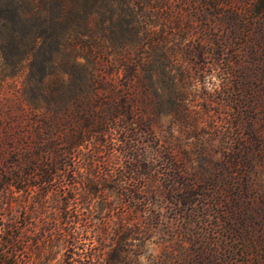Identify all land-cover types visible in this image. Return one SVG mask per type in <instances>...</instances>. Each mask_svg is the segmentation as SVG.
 I'll return each mask as SVG.
<instances>
[{
    "label": "trees",
    "instance_id": "1",
    "mask_svg": "<svg viewBox=\"0 0 264 264\" xmlns=\"http://www.w3.org/2000/svg\"><path fill=\"white\" fill-rule=\"evenodd\" d=\"M187 5L203 20L190 49ZM224 21L240 44L255 33L262 45L264 0H0V264H36L56 245L64 264H139L153 243L163 250L149 264H184L192 246L203 251L213 242L204 239L209 210L222 216V205L232 212L252 202L249 160L264 150L237 132L230 138L237 150L223 145L220 172L206 175L191 161L215 160L216 149L161 141L155 125L159 62L162 73L179 71L170 102L197 131L183 61L204 64L209 51L220 54L212 31ZM97 24L112 32L107 43L83 41ZM175 34L174 47L158 54ZM77 44L84 64L76 62ZM253 52L251 45L255 59ZM22 73L21 88L6 93ZM236 104L249 109L254 137L256 99ZM202 251L192 264L214 260Z\"/></svg>",
    "mask_w": 264,
    "mask_h": 264
},
{
    "label": "rangeland",
    "instance_id": "2",
    "mask_svg": "<svg viewBox=\"0 0 264 264\" xmlns=\"http://www.w3.org/2000/svg\"><path fill=\"white\" fill-rule=\"evenodd\" d=\"M190 4L194 0H187ZM186 14L194 19V29L184 38L183 44L187 48H192L194 44L202 37L201 26L203 20L195 12L193 6H186ZM215 17V15H213ZM158 27V26H157ZM112 34L109 30H102L97 24L90 30H86L81 36L83 41L91 44L107 43L108 37ZM119 31H115V37H119ZM181 35L169 36V41L161 47L158 52L170 50L180 39ZM259 34H252L247 42H241L233 37L226 29V22L218 23L212 31V38L218 39L221 44V53L217 54L209 51L206 62L197 63L196 58H187L183 61L185 70L184 97L188 106L190 116L198 115L197 131H194L191 117L188 120H182L176 113L174 104L170 99L174 94L169 86L170 80L176 85L179 83V71L175 68L170 72H163L159 62L155 64L153 71V80L157 88V100L159 104L156 127L160 131V140H168L169 137H177L178 140L186 144H192L200 141L201 144H210L217 151L215 160H204L194 158L191 165L194 169L204 170L206 175H214L220 172L219 166L215 161H220L223 156V145H228L230 149L237 150L239 144L230 138L238 132L242 138L251 143L254 148L264 150V44H259ZM253 39L250 41V39ZM215 42V40H214ZM83 44V42H82ZM85 44V43H84ZM160 44V43H159ZM251 45L254 48L255 59L250 54ZM159 46V45H158ZM70 48L69 46H67ZM76 52L79 56L76 62L84 64L87 62L86 56L82 51L81 45L77 44ZM63 52V57L65 54ZM167 71V69H165ZM215 75L221 81L218 89L209 92L204 86L206 78ZM121 74L117 79H120ZM25 78V73L14 78L13 89H8L6 93L11 95L17 88H21ZM256 99L255 113V136L251 137L250 129L247 126L246 105L238 108L236 99L241 98V103L252 98ZM240 115L237 117L238 111ZM237 118H239L237 120ZM185 132L181 134V131ZM250 171L248 172L250 197L252 202L249 205L239 203L234 210L230 212L225 206H221L222 216L217 212L209 210L204 218L203 225L206 228L204 239L213 241L208 245L207 242L202 248L196 250V243L192 246L189 261L184 264H192L202 251L206 260L214 258L210 264H264V153L250 156ZM239 165L233 171L237 170ZM226 173V171H224ZM233 174H236L234 171ZM235 198L241 201L239 194L235 193ZM216 214L218 215L216 217ZM230 219L231 229L228 231L227 219ZM189 246V244H187ZM212 248V249H211ZM163 250L160 244H149L145 247L143 253L147 264L152 259L161 254ZM64 249L60 245L52 248L50 254L42 255L36 259V264H64ZM139 264L141 260L139 259ZM183 264V263H182Z\"/></svg>",
    "mask_w": 264,
    "mask_h": 264
},
{
    "label": "clouds",
    "instance_id": "3",
    "mask_svg": "<svg viewBox=\"0 0 264 264\" xmlns=\"http://www.w3.org/2000/svg\"><path fill=\"white\" fill-rule=\"evenodd\" d=\"M220 83H221V81L219 79H217V77L215 75H212V76L206 78L204 86L207 88V90L209 92H213L215 89L219 88ZM140 260H141V264H147L145 256H141Z\"/></svg>",
    "mask_w": 264,
    "mask_h": 264
}]
</instances>
